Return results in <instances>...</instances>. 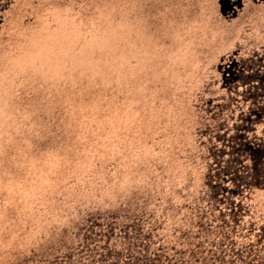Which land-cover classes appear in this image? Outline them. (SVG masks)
<instances>
[{
	"label": "rangeland",
	"instance_id": "obj_1",
	"mask_svg": "<svg viewBox=\"0 0 264 264\" xmlns=\"http://www.w3.org/2000/svg\"><path fill=\"white\" fill-rule=\"evenodd\" d=\"M223 1L0 0V264L74 249L95 214L195 264H264V0ZM246 144L259 182L239 171L224 229L208 182Z\"/></svg>",
	"mask_w": 264,
	"mask_h": 264
},
{
	"label": "trees",
	"instance_id": "obj_2",
	"mask_svg": "<svg viewBox=\"0 0 264 264\" xmlns=\"http://www.w3.org/2000/svg\"><path fill=\"white\" fill-rule=\"evenodd\" d=\"M250 146L246 144L238 148H232V154H237V157L229 159L225 166H221L222 169L217 170V173L213 176L216 177L217 182L212 179H209L208 182L211 190L210 199L216 203V206L219 202V204H225L226 207H231L228 213H223L224 215L220 218L223 222L221 226L224 229L226 228L225 226L230 227L231 225L237 228L240 222V207H238L239 205L235 200H232V197L237 196L241 192V185L245 182L243 176L239 175V171L253 167L252 177L254 182L250 178L247 183L249 185H257L256 183L259 182V175H256L254 171L257 169L254 163L258 165V159L261 156L254 155L253 146ZM223 153L225 154V150ZM239 153H246L248 157L254 160V163L244 166L242 160L238 157ZM260 154L263 155L264 151ZM229 170H233V173H235L233 174L235 180L230 178L232 185L227 186L225 184L227 182L225 176L229 174ZM255 178L257 179L255 180ZM99 219L104 220V217L95 214V216L87 219V224L81 229H84L83 232L77 233V235L82 234L83 240L79 241L77 247L74 246V249L72 248L70 251L62 255H55L52 258H41V262L36 257L37 255L32 258L21 257L18 260V264H195L196 262L195 257L193 258L190 254L186 255V250L184 249L176 250L171 256L164 252L161 247L153 249L151 242L146 241L151 239V235H141V232H137L132 227L133 225L121 224L113 227L107 224L105 227L106 224L99 222ZM88 226L91 229H87ZM95 226H98L100 230L96 231ZM117 228H119V232L123 231L122 238L116 237ZM91 234H96L99 239L93 240L94 236L92 237ZM225 242H222V245Z\"/></svg>",
	"mask_w": 264,
	"mask_h": 264
},
{
	"label": "flooded vegetation",
	"instance_id": "obj_3",
	"mask_svg": "<svg viewBox=\"0 0 264 264\" xmlns=\"http://www.w3.org/2000/svg\"><path fill=\"white\" fill-rule=\"evenodd\" d=\"M225 4V8H226V13L230 10V11H234L236 8V4L230 3L229 0H224L223 1ZM226 2V3H225ZM235 12V11H234Z\"/></svg>",
	"mask_w": 264,
	"mask_h": 264
},
{
	"label": "water",
	"instance_id": "obj_4",
	"mask_svg": "<svg viewBox=\"0 0 264 264\" xmlns=\"http://www.w3.org/2000/svg\"><path fill=\"white\" fill-rule=\"evenodd\" d=\"M222 13H226V8H225V6L222 7Z\"/></svg>",
	"mask_w": 264,
	"mask_h": 264
}]
</instances>
